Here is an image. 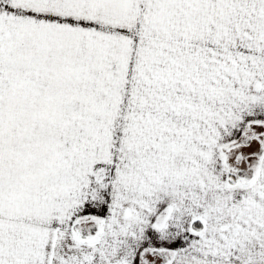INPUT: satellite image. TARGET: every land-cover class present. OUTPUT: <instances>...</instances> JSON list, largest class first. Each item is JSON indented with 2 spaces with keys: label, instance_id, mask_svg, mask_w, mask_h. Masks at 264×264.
Returning a JSON list of instances; mask_svg holds the SVG:
<instances>
[{
  "label": "snow or ice",
  "instance_id": "snow-or-ice-1",
  "mask_svg": "<svg viewBox=\"0 0 264 264\" xmlns=\"http://www.w3.org/2000/svg\"><path fill=\"white\" fill-rule=\"evenodd\" d=\"M0 264H264V0H0Z\"/></svg>",
  "mask_w": 264,
  "mask_h": 264
}]
</instances>
